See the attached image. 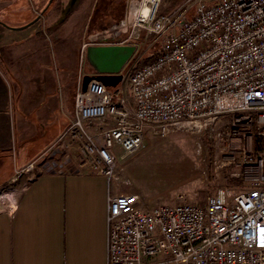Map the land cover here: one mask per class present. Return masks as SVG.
Masks as SVG:
<instances>
[{"label":"built area","instance_id":"1","mask_svg":"<svg viewBox=\"0 0 264 264\" xmlns=\"http://www.w3.org/2000/svg\"><path fill=\"white\" fill-rule=\"evenodd\" d=\"M162 3L123 4L118 21L129 23L130 36L156 35L160 49L132 69L128 94L98 76L86 86L80 79L51 156L76 143L90 168L112 179L118 149L136 154L149 133L220 134L230 118L223 158L239 165L242 182L218 187L204 203L180 192L152 208L136 193L113 194L108 264H264V0Z\"/></svg>","mask_w":264,"mask_h":264},{"label":"rangeland","instance_id":"2","mask_svg":"<svg viewBox=\"0 0 264 264\" xmlns=\"http://www.w3.org/2000/svg\"><path fill=\"white\" fill-rule=\"evenodd\" d=\"M50 1L0 0V148H12L9 159L0 158V209L13 204L24 177L42 171V164L51 156L50 146L57 142L66 127L44 147L55 128L50 122L56 123L58 120H48L44 116L39 105L41 94H37L36 88L30 89L26 85L29 73L24 70V66L34 58V52L29 51L31 46H39L44 38L47 39L48 47L55 49L63 45L64 65L70 69V81L74 69L77 76V85H71L74 94L82 79V64L93 62L90 54L86 58L92 49L112 46L133 48L120 67L115 68L113 60H110L107 65L115 69L101 72L118 75L120 85L113 91L123 90L125 94L129 92L132 69L160 49L161 39L156 35L141 30L130 36L132 29L129 23L119 22L122 14L117 20L107 15L103 7L108 0ZM126 1L112 0L111 3H123L125 7ZM180 1L170 4L163 0V9H169ZM39 14L41 17L37 22L24 29H14L29 24ZM52 24L57 26L50 27ZM56 56L57 59L54 50L49 48L44 58L49 67H55L56 60H59L57 53ZM60 88L58 83L57 89ZM70 118L66 120V125ZM224 119L220 134L210 129L201 132L179 129L166 137L149 133L143 148L136 154L124 157L118 149L113 184L131 188L129 192L138 194L147 208L171 204L180 192L190 194L196 203H204L207 196L218 187L238 186L242 179L237 178L236 173L241 168L236 162L223 158L229 150L227 137L231 129L230 118ZM69 153L79 162L84 161L77 144L73 143L68 151L65 146L58 151L62 163L70 157ZM27 156H30L26 159L28 162L23 165L22 161ZM32 162L33 168L26 169ZM76 168L71 167V171ZM22 169L25 171L22 172ZM64 169L63 164L60 170Z\"/></svg>","mask_w":264,"mask_h":264},{"label":"crops","instance_id":"3","mask_svg":"<svg viewBox=\"0 0 264 264\" xmlns=\"http://www.w3.org/2000/svg\"><path fill=\"white\" fill-rule=\"evenodd\" d=\"M46 41L44 38L39 46H31L29 51L34 52V58L24 66L29 73L26 85L41 94L40 111L48 120H61L59 124L50 122L55 128L44 147L72 118L75 94L71 85H77L75 69L70 81V69L64 65L63 45L54 49ZM49 48L54 50L56 59V53L59 57L54 68L44 60ZM81 71L84 80L102 74L94 62L88 61L82 64ZM119 81L113 76L109 90L117 93L119 90H113L119 87ZM69 155L64 163L58 153L48 157L42 171L20 181L13 204L0 209V264H108L109 200L113 194H128L132 189L115 185L113 178L94 172L83 157L84 161L79 162ZM74 166L77 168L71 171Z\"/></svg>","mask_w":264,"mask_h":264},{"label":"water","instance_id":"4","mask_svg":"<svg viewBox=\"0 0 264 264\" xmlns=\"http://www.w3.org/2000/svg\"><path fill=\"white\" fill-rule=\"evenodd\" d=\"M52 1L53 0H51L50 3ZM40 17H41V14H39V16L34 21L30 22L29 24L22 26V27L14 28V29H24L28 27L29 25L37 22L40 19ZM132 49L133 48L131 46L98 47V48H94L91 51H89L88 55L90 54L92 61L97 65L100 72H104V71L113 69L114 67L115 68L120 67L125 62V60L128 58V56L131 54ZM110 60H113V64L115 65L114 67H112V65L110 66L107 65V63L110 62ZM113 76L119 80L118 75H113ZM113 76L108 75V74H101L98 77L104 83L108 85L110 83L109 82L110 79ZM90 79L91 77H87L85 79V86L87 85Z\"/></svg>","mask_w":264,"mask_h":264},{"label":"trees","instance_id":"5","mask_svg":"<svg viewBox=\"0 0 264 264\" xmlns=\"http://www.w3.org/2000/svg\"><path fill=\"white\" fill-rule=\"evenodd\" d=\"M166 1L170 2V4H173L176 0H166ZM111 2L112 0H108V2L106 3V5H104L103 8L105 9L107 15L111 16L112 19L115 18L117 20L121 16L122 9H120L119 12L116 13L114 5L117 4V2L116 3H111ZM108 4L110 5L107 6ZM9 128H10V123L8 124V129ZM11 154H12V148L0 149V158L9 159Z\"/></svg>","mask_w":264,"mask_h":264},{"label":"flooded vegetation","instance_id":"6","mask_svg":"<svg viewBox=\"0 0 264 264\" xmlns=\"http://www.w3.org/2000/svg\"><path fill=\"white\" fill-rule=\"evenodd\" d=\"M114 6H115L116 13L119 12L120 9H123V3L122 4L117 3ZM121 13H122V11H121Z\"/></svg>","mask_w":264,"mask_h":264}]
</instances>
